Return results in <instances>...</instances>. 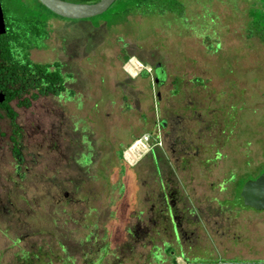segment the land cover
Listing matches in <instances>:
<instances>
[{"label":"rangeland","instance_id":"rangeland-1","mask_svg":"<svg viewBox=\"0 0 264 264\" xmlns=\"http://www.w3.org/2000/svg\"><path fill=\"white\" fill-rule=\"evenodd\" d=\"M181 1L111 27L50 19L30 58L73 95L11 103L20 164L0 111V264H264V211L239 196L264 169L255 0Z\"/></svg>","mask_w":264,"mask_h":264},{"label":"trees","instance_id":"trees-1","mask_svg":"<svg viewBox=\"0 0 264 264\" xmlns=\"http://www.w3.org/2000/svg\"><path fill=\"white\" fill-rule=\"evenodd\" d=\"M64 1L96 3L99 0ZM0 6L5 26V33L0 35V94L4 96L0 111L10 122L11 154L20 164V127L11 103L28 108L32 101L40 97H58L64 93L71 96L73 93L65 88V82L71 76L62 72V65L58 61L37 63L30 58L31 50L45 48L50 19L63 18L51 13L37 0L33 3L29 0H0ZM184 13L185 6L181 0H115L106 12L93 19L95 27L100 22L111 27L124 23L130 16L172 14L182 17ZM247 17L246 37L257 38L264 43V0H255L247 11ZM245 181H241V184Z\"/></svg>","mask_w":264,"mask_h":264},{"label":"water","instance_id":"water-1","mask_svg":"<svg viewBox=\"0 0 264 264\" xmlns=\"http://www.w3.org/2000/svg\"><path fill=\"white\" fill-rule=\"evenodd\" d=\"M54 15L66 20H87L106 12L115 0H99L96 3H73L64 0H37ZM5 33L0 6V35ZM157 81L158 78L156 79ZM158 95V92H157ZM4 96L0 94V104ZM243 206L255 211H264V171L254 180L246 181L239 194Z\"/></svg>","mask_w":264,"mask_h":264},{"label":"flooded vegetation","instance_id":"flooded-vegetation-1","mask_svg":"<svg viewBox=\"0 0 264 264\" xmlns=\"http://www.w3.org/2000/svg\"><path fill=\"white\" fill-rule=\"evenodd\" d=\"M34 50H38V49H33V50H31V51H34ZM31 53V52H30ZM158 87V86H157ZM67 90V89H66ZM66 94V93H65ZM61 96V95H60ZM166 126H167V123H166V120H161V122L159 123V127L161 128V129H165L166 128ZM21 161H23V158L21 157V159H20V162ZM18 164V163H17ZM263 171H264V169H263ZM262 171V172H263ZM261 172V173H262ZM258 177V176H257ZM256 177V178H257ZM254 180V179H253ZM163 187V186H162ZM167 197H166V195H165V200H166V211H167V215H168V219H169V222H170V224H171V228H172V233L174 234V236H175V240H176V235H175V229H176V232H177V236H178V229H177V224H176V221H175V218H174V216H173V214H172V204L170 203V202H167V199H166ZM178 239H179V236H178Z\"/></svg>","mask_w":264,"mask_h":264}]
</instances>
